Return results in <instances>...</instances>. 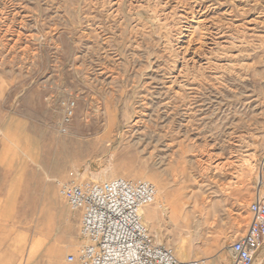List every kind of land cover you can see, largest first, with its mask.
<instances>
[{"label":"rangeland","instance_id":"rangeland-1","mask_svg":"<svg viewBox=\"0 0 264 264\" xmlns=\"http://www.w3.org/2000/svg\"><path fill=\"white\" fill-rule=\"evenodd\" d=\"M160 1L0 0V264H68L57 182L119 177L156 188L143 220L177 259L231 264L264 200V0Z\"/></svg>","mask_w":264,"mask_h":264},{"label":"built area","instance_id":"built-area-1","mask_svg":"<svg viewBox=\"0 0 264 264\" xmlns=\"http://www.w3.org/2000/svg\"><path fill=\"white\" fill-rule=\"evenodd\" d=\"M74 103L66 104L60 133L67 132ZM69 212L78 217L80 244L66 255L68 264H205L179 260L156 242L143 221V211L155 201L157 190L142 179L115 178L103 182L69 178L57 182ZM251 216L244 233L228 245L231 264H254L264 247V200L248 206Z\"/></svg>","mask_w":264,"mask_h":264},{"label":"bare ground","instance_id":"bare-ground-1","mask_svg":"<svg viewBox=\"0 0 264 264\" xmlns=\"http://www.w3.org/2000/svg\"><path fill=\"white\" fill-rule=\"evenodd\" d=\"M143 1V0H142ZM159 2H161L160 0H159ZM175 6V5H174ZM174 8V7H173ZM171 10V9H170ZM176 11V10H175ZM198 11V10H197ZM168 12V11H167ZM183 12V11H182ZM178 13V12H177ZM176 13V14H177ZM186 12H184V14H185ZM197 13V12H196ZM168 14H173V13H168ZM179 14V13H178ZM181 14V13H180ZM194 14V13H193ZM186 16H187V14H185ZM195 15H197V14H195ZM194 15V16H195ZM171 16V15H170ZM166 19V18H165ZM182 19V18H181ZM249 24V23H248ZM248 27H247V29H248V31H252V32H254L256 29H255V27H253L254 26V24H252L251 25V28H249V25H247ZM231 27H233V26H231ZM231 27H229V28H231ZM208 28H209V25H208ZM207 28V29H208ZM228 28V29H229ZM215 29V28H214ZM234 29V28H233ZM206 30V29H205ZM211 30V29H210ZM221 30V29H220ZM223 30V29H222ZM187 31V30H186ZM213 31V30H212ZM211 31V32H212ZM218 32H220V31H218ZM224 32V31H223ZM237 32V31H236ZM233 33V32H232ZM210 33H208V35H209ZM220 34V33H219ZM216 35V34H215ZM227 35H229V34H227ZM219 36V35H218ZM217 36V39H215V38H212V37H210V36H208V38H206L205 39V44H206V48H207V50H211V48H214L215 46H217V45H221V44H223V43H226L225 42V39H224V42H217L218 40L220 41V40H222L223 39V37L225 36V35H220V37H218ZM230 36H232V35H230ZM215 37V36H214ZM226 37H228V36H226ZM235 37V36H234ZM229 40V39H228ZM227 40V41H228ZM233 40V39H232ZM230 42H231V38H230V40H229ZM230 44V43H229ZM189 46V45H188ZM187 46V47H188ZM226 46V45H225ZM228 46V45H227ZM226 46V47H227ZM231 46V45H230ZM184 48L183 49V51H182V65H181V67H180V69H176V71H175V69H174V76H172V75H170V76H172L173 78H172V80H174V82L175 81H178V80H180L181 79V74H182V68H184L185 66H192V68L194 67V66H197L199 63H200V60H201V53H197V52H195V51H192V52H190L189 51V48ZM221 47V46H220ZM191 48V47H190ZM200 49V48H199ZM215 49V48H214ZM213 49V50H214ZM193 50V49H192ZM206 50V51H207ZM222 51V50H221ZM203 59V58H202ZM175 67V66H174ZM198 67V66H197ZM177 68V67H176ZM186 69H187V67H186ZM171 78V77H170ZM171 81V80H170ZM183 82V81H182ZM181 82V83H182ZM172 83V82H171ZM177 85V84H176ZM179 86V85H178ZM180 87V86H179ZM178 87V88H179ZM103 182V181H102ZM143 213V212H142ZM143 216H144V214H143ZM144 221V220H143ZM180 258L182 259V260H186L187 258L184 256V255H182V254H180Z\"/></svg>","mask_w":264,"mask_h":264}]
</instances>
